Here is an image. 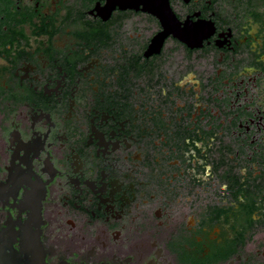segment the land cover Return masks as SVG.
Returning <instances> with one entry per match:
<instances>
[{
  "label": "flooded vegetation",
  "instance_id": "flooded-vegetation-1",
  "mask_svg": "<svg viewBox=\"0 0 264 264\" xmlns=\"http://www.w3.org/2000/svg\"><path fill=\"white\" fill-rule=\"evenodd\" d=\"M168 5L0 0V264H264V0Z\"/></svg>",
  "mask_w": 264,
  "mask_h": 264
},
{
  "label": "water",
  "instance_id": "water-1",
  "mask_svg": "<svg viewBox=\"0 0 264 264\" xmlns=\"http://www.w3.org/2000/svg\"><path fill=\"white\" fill-rule=\"evenodd\" d=\"M127 1L129 2V4H131L137 0ZM141 3L143 4L145 10L151 11L164 24V32L156 43H158V41L161 42L164 37L172 34L184 43H188L190 46H194L190 43V37H188V35L186 34L187 25H185V28L183 29H180L179 25H175L176 19L169 8L168 0H141Z\"/></svg>",
  "mask_w": 264,
  "mask_h": 264
}]
</instances>
